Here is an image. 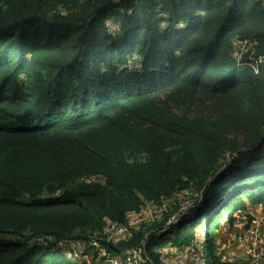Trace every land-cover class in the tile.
<instances>
[{
    "label": "trees",
    "instance_id": "16d2710c",
    "mask_svg": "<svg viewBox=\"0 0 264 264\" xmlns=\"http://www.w3.org/2000/svg\"><path fill=\"white\" fill-rule=\"evenodd\" d=\"M245 39L264 55V0H0V264H79L62 243L176 197L109 254L164 264L163 245L199 243L202 264H233L216 233L264 206Z\"/></svg>",
    "mask_w": 264,
    "mask_h": 264
},
{
    "label": "built area",
    "instance_id": "2783aa9c",
    "mask_svg": "<svg viewBox=\"0 0 264 264\" xmlns=\"http://www.w3.org/2000/svg\"><path fill=\"white\" fill-rule=\"evenodd\" d=\"M257 41H251L249 39L237 40L234 42L233 57L241 65L251 66L256 73L260 71V67H264V55L256 56ZM261 207L263 205H260ZM188 205L184 206L182 210H187ZM237 223L244 224V230L242 236L236 237V241L239 242L241 248H243V264H264V248H263V222L259 217L256 210L253 208L248 209L247 211H239L236 214ZM130 223H120V222H110L104 228V234L102 238L97 236H91L89 245L96 247L95 253L100 254V249L105 247L104 243H118L122 241H127L132 237V232L130 230ZM103 247V248H102ZM105 249V250H104ZM103 250L105 251V256L113 258L111 260L112 264H120L119 261L123 260L126 264H138L143 262L146 264L144 258L143 248H133L129 251H125L119 256H112L107 251L106 247ZM73 255L78 258L79 254L76 250H72ZM185 256L187 254L185 253ZM190 264H197L192 262Z\"/></svg>",
    "mask_w": 264,
    "mask_h": 264
},
{
    "label": "rangeland",
    "instance_id": "374dc122",
    "mask_svg": "<svg viewBox=\"0 0 264 264\" xmlns=\"http://www.w3.org/2000/svg\"><path fill=\"white\" fill-rule=\"evenodd\" d=\"M180 197L167 199L165 203L162 205H158L157 203H148L146 205V209L141 213L133 214L130 216V230L133 233H136L137 231H140L141 229H145L147 234L149 233V229L151 228L152 224L158 221L159 219L164 218V211L169 210L170 207L175 206L177 203V200H179ZM187 204V203H186ZM161 206V207H160ZM183 209V208H182ZM181 209V210H182ZM159 218V219H158ZM227 227L222 226L221 229L216 233L215 235V243L218 251V254H222L223 259L227 262H231L233 264H243L244 259L241 257V251L243 248L240 247L239 242L236 241V243H233V246L228 247L227 243L230 242V232L234 233V237L242 236V229L235 230L236 227L234 225H229L227 223ZM264 236V232H263ZM90 240L85 241H69L62 243L64 246L72 247V250H76L79 254V257L76 258L74 255L70 256V252L67 254L69 259H72L79 264H112L111 260L113 258H110L108 256H105V247L103 249H100V254L95 253L96 247H92L89 245ZM263 241V248H264V239ZM232 243V242H231ZM191 247V246H190ZM192 250L193 253H191V249L188 248V246L184 248H177L173 247L171 245H163L160 248V252L164 255V264H190L192 262H196L197 264H202L203 258L201 255V251L203 246L199 243L195 244V247ZM231 248V249H230ZM236 249H241L240 251H236ZM169 250V251H168ZM174 251L179 252L177 254H174ZM185 253L187 256H184ZM113 256H119L123 257L121 254L113 255ZM144 262V261H143ZM143 262H139L138 264H143ZM120 264H126L125 261L121 260L119 261Z\"/></svg>",
    "mask_w": 264,
    "mask_h": 264
},
{
    "label": "crops",
    "instance_id": "0c3cea01",
    "mask_svg": "<svg viewBox=\"0 0 264 264\" xmlns=\"http://www.w3.org/2000/svg\"><path fill=\"white\" fill-rule=\"evenodd\" d=\"M253 209L257 211L259 217L262 219V222H263V232H264V206H262V207L261 206H256V207H253ZM226 222L227 221L224 220V222L222 223V226L227 227L228 225H227ZM236 226H238V227H236ZM234 227H236L235 230H240V229H242V231L244 230V224L243 223H237L236 222ZM236 237H234V233H232V231H231L230 232V237H229L230 242L227 243V246L228 247H231V246H233V243H236V242H234L236 240ZM240 250L241 249H236L237 252L240 251ZM242 253H243V250L241 251V254H240L241 257L243 258Z\"/></svg>",
    "mask_w": 264,
    "mask_h": 264
},
{
    "label": "water",
    "instance_id": "95a60500",
    "mask_svg": "<svg viewBox=\"0 0 264 264\" xmlns=\"http://www.w3.org/2000/svg\"><path fill=\"white\" fill-rule=\"evenodd\" d=\"M221 172H222V171H221ZM221 172L219 173V175L221 174ZM219 175H218V176H219Z\"/></svg>",
    "mask_w": 264,
    "mask_h": 264
}]
</instances>
